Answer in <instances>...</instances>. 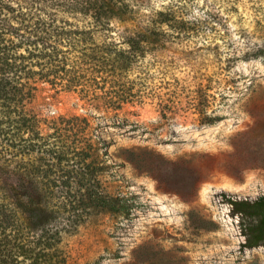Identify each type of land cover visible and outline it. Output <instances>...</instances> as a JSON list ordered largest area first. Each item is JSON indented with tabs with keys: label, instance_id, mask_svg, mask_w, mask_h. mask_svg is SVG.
I'll return each mask as SVG.
<instances>
[{
	"label": "rangeland",
	"instance_id": "obj_1",
	"mask_svg": "<svg viewBox=\"0 0 264 264\" xmlns=\"http://www.w3.org/2000/svg\"><path fill=\"white\" fill-rule=\"evenodd\" d=\"M21 1L0 0V30L21 26ZM26 1L83 33L74 36L80 62L93 64L83 49L127 48L117 29L94 31L90 15L53 6L70 0ZM113 1L129 6L128 22L111 21L121 30L155 11L179 22L162 27L174 39L120 79H183L208 44L238 59L222 120H160L143 105L127 107L118 127L67 94L42 112L0 100V264H264V0ZM96 76L110 90L102 75L79 77Z\"/></svg>",
	"mask_w": 264,
	"mask_h": 264
},
{
	"label": "trees",
	"instance_id": "obj_2",
	"mask_svg": "<svg viewBox=\"0 0 264 264\" xmlns=\"http://www.w3.org/2000/svg\"><path fill=\"white\" fill-rule=\"evenodd\" d=\"M45 5L21 1V26L2 25L0 30V100L12 111L42 112L58 106L60 97L67 94L75 100V108L106 112V120H114L118 127L127 121L123 114L127 107L143 105H151L160 120L170 121L181 112L196 115L201 125H215L222 120L216 112L233 90L231 70L238 59L224 54L218 46L208 44L192 52L191 58L188 57L193 70L183 79H167L164 75L153 86L144 77L120 79L123 74H129L148 51L162 49L167 38H175L162 29L164 25L173 29L177 27L175 23L179 24L172 13L155 11L141 28L121 30L111 21L128 22L125 18L129 13L127 4L119 5L113 0H70L54 4L58 9L90 15L94 31L117 29L126 37L127 48L110 44L93 50L92 54H88L87 49L81 50L82 59L93 60V64H86L76 55L79 45L74 38L83 33L78 28L72 30L67 24L56 25V14L49 13ZM180 36L181 33L177 37ZM72 53L75 55L68 58ZM208 60L210 63L206 64ZM87 72L104 76L102 83H111L110 90L100 87L101 83L95 81L98 76L88 80L79 77ZM110 75H117L119 81L108 82Z\"/></svg>",
	"mask_w": 264,
	"mask_h": 264
}]
</instances>
